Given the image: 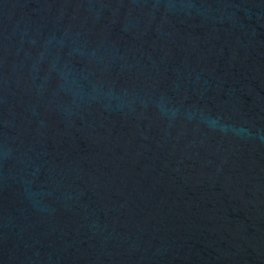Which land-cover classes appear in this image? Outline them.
Masks as SVG:
<instances>
[{"label": "water", "instance_id": "95a60500", "mask_svg": "<svg viewBox=\"0 0 264 264\" xmlns=\"http://www.w3.org/2000/svg\"><path fill=\"white\" fill-rule=\"evenodd\" d=\"M0 264H264V0H0Z\"/></svg>", "mask_w": 264, "mask_h": 264}]
</instances>
